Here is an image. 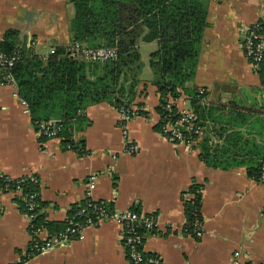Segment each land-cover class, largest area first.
Masks as SVG:
<instances>
[{
  "label": "crops",
  "instance_id": "1",
  "mask_svg": "<svg viewBox=\"0 0 264 264\" xmlns=\"http://www.w3.org/2000/svg\"><path fill=\"white\" fill-rule=\"evenodd\" d=\"M204 3L206 26L197 66L184 91L195 96L204 90L207 102L195 110L194 96L183 90L174 102L178 109L197 111L203 135L194 147L170 144L156 129L159 95L149 66L155 42L138 44L143 68L133 105L141 104L146 116L127 123L129 138L139 147L136 155L122 152L119 117L111 105L98 103L83 111L85 121L75 130L88 154L79 156L61 140L38 134L15 80L0 86V173L38 178L39 211L48 224H64L83 202L84 184L92 174L95 201L158 217L160 229L144 235V251L159 256L162 264H229L236 250L243 264H264V185L247 173L250 162L259 163L264 153V82L240 45L241 32L255 23L262 25L264 41V0ZM73 16L69 0H0V41L15 31L16 48L46 60L55 49L73 44ZM143 45L153 47L146 61ZM193 186L201 190L204 234L199 240L165 228L184 225L185 196ZM120 235L116 224L102 222L84 230L81 241L27 264H129ZM28 242L20 205L12 195L0 193V264H20Z\"/></svg>",
  "mask_w": 264,
  "mask_h": 264
},
{
  "label": "trees",
  "instance_id": "2",
  "mask_svg": "<svg viewBox=\"0 0 264 264\" xmlns=\"http://www.w3.org/2000/svg\"><path fill=\"white\" fill-rule=\"evenodd\" d=\"M69 1L74 7L72 42L92 49L114 47L117 58L105 63H86L68 58L64 49H55L42 60L16 48L17 33L7 31L0 41V53L18 50L21 54L12 74L34 125L38 121L59 119L67 140V131L84 123V115L78 112L86 107L105 102L118 109L135 104L143 68L138 52L141 41L157 44V50L150 54L149 66L159 104L166 95L177 99L179 90L184 91V86L192 81L206 26L204 0ZM258 74L264 82V59ZM184 92L194 96L190 91ZM194 97L192 104L196 110ZM156 111L160 113L159 105ZM259 166L260 162H250L247 171L250 178L258 179ZM199 188L191 187L190 193H196ZM200 200L201 195L196 194L186 201L187 222L192 220L191 211L200 209ZM42 218L40 213L38 220ZM62 226L48 224L49 230H59Z\"/></svg>",
  "mask_w": 264,
  "mask_h": 264
},
{
  "label": "built area",
  "instance_id": "3",
  "mask_svg": "<svg viewBox=\"0 0 264 264\" xmlns=\"http://www.w3.org/2000/svg\"><path fill=\"white\" fill-rule=\"evenodd\" d=\"M240 45L244 56L250 62L254 73H258L264 59L263 30L260 23H255L245 28L240 35ZM66 56L72 60L88 63H105L117 58V50L114 47L87 48L79 43H73L64 49ZM21 54L18 50L11 54L0 53V86L13 84L12 69L19 60ZM194 101L196 105H205V91L198 90ZM175 100L166 95L159 104L160 113L159 133L170 144H184L194 147L203 135V126L196 112L192 109H178L174 105ZM25 104V102H22ZM118 113L117 126L121 132L122 152L127 155H136L139 147L133 143L128 135L127 123L143 116L138 106L130 104L116 109ZM78 115H84L79 111ZM38 134L44 139H59L64 147L79 156H85L88 151L77 139L75 125L67 131L65 140V128L59 119H49L35 123ZM96 176L89 175L84 184V200L77 205L71 215L64 221L63 227L55 232H50L46 219L38 220L39 211V180L30 175L20 178H11L0 173V193L10 194L20 205L21 213L26 221L29 234V242L24 249L20 264H27L37 256H41L51 250L71 241H81L83 232L88 228L97 227L102 222L116 224L121 230V246L129 264H162L159 256L147 254L144 251V235L154 233L160 229V221L154 214H143L135 210L110 209L103 203L93 199V191L96 187ZM257 182L264 185V153L260 160L259 176ZM201 190L185 196L186 200L192 199ZM192 220L177 229L173 224H166L167 231H177L182 235L190 236L195 240L202 238L204 229L200 217V209L196 208L190 213ZM229 264H243L241 253L234 251L231 254Z\"/></svg>",
  "mask_w": 264,
  "mask_h": 264
},
{
  "label": "rangeland",
  "instance_id": "4",
  "mask_svg": "<svg viewBox=\"0 0 264 264\" xmlns=\"http://www.w3.org/2000/svg\"><path fill=\"white\" fill-rule=\"evenodd\" d=\"M147 51H153V47L152 46H145V45H143V47L141 48V54H142V58H143V61H146V59H147ZM145 65H146V63H144ZM147 71H143V78H147L148 77V75H147V73H146ZM145 75V76H144Z\"/></svg>",
  "mask_w": 264,
  "mask_h": 264
}]
</instances>
